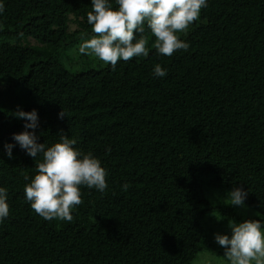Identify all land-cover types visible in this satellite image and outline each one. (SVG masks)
I'll list each match as a JSON object with an SVG mask.
<instances>
[{"label":"trees","instance_id":"16d2710c","mask_svg":"<svg viewBox=\"0 0 264 264\" xmlns=\"http://www.w3.org/2000/svg\"><path fill=\"white\" fill-rule=\"evenodd\" d=\"M0 3V187L10 207L0 264H193L211 243L203 218L238 219L205 190L244 188L251 219L264 224V0H207L177 34L190 47L171 57L157 54L145 25L149 55L115 70L79 52L63 61L93 35L91 0ZM18 109L37 111L38 143L63 132L108 172L104 193L81 188L70 223L44 220L25 199L35 160L12 139L27 122Z\"/></svg>","mask_w":264,"mask_h":264},{"label":"clouds","instance_id":"9594fccd","mask_svg":"<svg viewBox=\"0 0 264 264\" xmlns=\"http://www.w3.org/2000/svg\"><path fill=\"white\" fill-rule=\"evenodd\" d=\"M115 4L117 7L109 0H91L87 22L93 35L82 37L78 46L80 54L110 64L113 70L121 60L128 62L134 57L149 55L145 25L155 38L152 47L157 54L171 57L177 51H187L189 43L177 34L187 32L207 7V0H115ZM3 10L4 5L0 3V13ZM153 73L156 77L167 75L160 64L155 65ZM13 115L27 122L24 131L13 133L12 139L35 160V174L24 177L25 199L44 220L72 222V210L83 203L81 188L104 193L108 188L107 170L92 152L77 150L75 139L63 132L59 133L58 142L38 143L35 130L39 127V118L35 109H18ZM58 117H66L63 109ZM13 147L12 143L4 145L9 159L13 158ZM129 187L125 183L122 190L127 191ZM247 196L248 191L234 186L224 202L244 207ZM7 199V189L0 187V222L10 214ZM227 226L230 235L214 234L215 241L224 249L225 264H264V224L258 219H245L230 220Z\"/></svg>","mask_w":264,"mask_h":264},{"label":"rangeland","instance_id":"374dc122","mask_svg":"<svg viewBox=\"0 0 264 264\" xmlns=\"http://www.w3.org/2000/svg\"><path fill=\"white\" fill-rule=\"evenodd\" d=\"M27 40V39H26ZM28 41V40H27ZM30 45L29 46H36V47H42L44 48L43 44H40L39 42L36 41H31L29 40ZM80 43H77L74 47H72L69 52L68 55H66L63 58L64 63H66L67 60H70L71 62H73V64H75V61L70 57V52H75V56H79L78 54V46ZM78 54V55H77ZM83 56L86 57V55L82 54ZM74 56H72L73 58ZM77 60V66L74 65H69L68 67H70L73 70H78L79 69V65L81 64V62ZM98 61V60H97ZM93 62L97 63L95 60H93ZM103 63V62H100ZM208 190V189H207ZM206 194L209 196V198H211L214 201H219L222 202L224 204H226L224 202V199L227 198V194L222 195L221 193L217 192V191H206ZM228 205V204H227ZM234 211L236 212V214L238 215V219H231L229 217H227L226 215H222L221 213L215 212L212 213L213 217H211V215H207L203 218V230L205 232V234H207V237L210 239L211 243L210 246L204 248V250H202L198 256L196 257V259L194 260L193 264H225V259L223 257V252L224 249L218 245V243L215 241L214 239V234L216 233H220V234H231V230L228 228V221L230 220H235L236 222H242L245 219H251L254 215L255 212L244 206V207H240V206H233ZM77 209L74 208L72 211H76Z\"/></svg>","mask_w":264,"mask_h":264}]
</instances>
